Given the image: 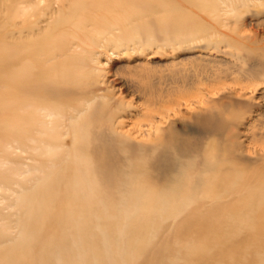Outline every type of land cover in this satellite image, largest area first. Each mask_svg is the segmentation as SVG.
Here are the masks:
<instances>
[{
  "label": "bare ground",
  "instance_id": "1",
  "mask_svg": "<svg viewBox=\"0 0 264 264\" xmlns=\"http://www.w3.org/2000/svg\"><path fill=\"white\" fill-rule=\"evenodd\" d=\"M168 5L0 0V186L21 190L0 264H39L54 223L74 253L53 264H264V38L238 30L222 55H192L216 62L203 76L143 94L104 72L102 56L154 44ZM124 211L119 245L107 216Z\"/></svg>",
  "mask_w": 264,
  "mask_h": 264
},
{
  "label": "rangeland",
  "instance_id": "2",
  "mask_svg": "<svg viewBox=\"0 0 264 264\" xmlns=\"http://www.w3.org/2000/svg\"><path fill=\"white\" fill-rule=\"evenodd\" d=\"M167 1H169V5L156 13V19H158L157 22L160 28L156 31L158 39L154 40L155 42L152 46L145 50L144 48H140L124 50V52L114 51L113 54L108 56V59L105 56L101 57L106 62L103 65L106 76L110 78L115 77L112 82L113 84H118L120 80L127 81L128 79L127 87L131 91L135 89L136 93L143 94V92L154 88V85H152L154 82L162 86L174 78L182 83L189 78L185 72L186 70L195 73L191 76L192 78L194 76L201 77L203 73H206L208 68L216 64L215 61L209 63L208 60H203L202 58L204 57L193 58L192 55L194 53L202 51L205 54L213 51L219 56L222 55L223 50L228 51L231 48L230 34H236L238 30L244 31L248 29L244 34L247 32V34H257L258 37L264 38V5L254 6L252 5V0L250 4H244V0H212L217 3L216 12H210L212 8L209 11L205 8L207 0ZM237 4L240 5L236 9L231 10ZM250 20H252V23H250ZM152 35H154L153 31H149V34H147L148 37ZM226 55L230 57L229 52ZM140 61L151 62L143 66L140 64ZM181 68L185 70H179ZM139 120L141 122L148 121L144 118ZM0 181L2 182L1 179ZM13 186L17 190H12L11 187L4 183L0 186V219L5 215L11 216L13 219L11 223L13 231L11 233L14 237L12 240L1 243L0 249L7 245L17 247L20 243L16 225L18 214L16 212H19L18 209L21 204V190H19V185L14 184ZM122 209L130 211L129 206L123 205ZM125 211L117 217L107 216V219H118V228L114 229L113 232L117 234L116 243L119 245L124 240L126 241L123 236L126 233L123 228L125 225L124 220L126 218L129 219L130 214ZM78 216L79 220L83 217L82 215ZM19 217L24 222L26 213L24 212L23 215L19 214ZM56 226L54 223L50 237L44 238L42 236L43 240H41V243L38 242L40 243L39 245L36 244L31 248L32 250H36L39 264L58 262L63 258V255L67 254L68 250L74 253L69 248L64 249L55 244L58 230L57 228L54 229ZM98 233L101 235L99 236L101 243H108V239L110 242L108 227L105 223L102 224ZM76 238L71 241H74ZM73 247L76 251L80 246L76 243V246ZM42 248H46V250L50 249V252L46 251L47 254H43L39 251ZM2 253H4L3 250ZM78 256V253H76L75 257Z\"/></svg>",
  "mask_w": 264,
  "mask_h": 264
}]
</instances>
